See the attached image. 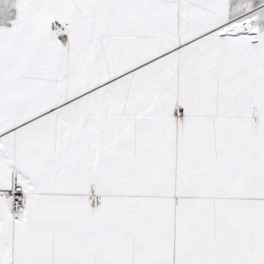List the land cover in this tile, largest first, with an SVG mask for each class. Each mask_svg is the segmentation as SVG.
<instances>
[{"label":"snow or ice","instance_id":"snow-or-ice-1","mask_svg":"<svg viewBox=\"0 0 264 264\" xmlns=\"http://www.w3.org/2000/svg\"><path fill=\"white\" fill-rule=\"evenodd\" d=\"M0 264H264V0H0Z\"/></svg>","mask_w":264,"mask_h":264}]
</instances>
